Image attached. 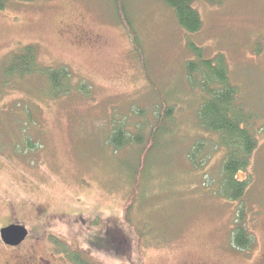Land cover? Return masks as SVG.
I'll return each mask as SVG.
<instances>
[{
	"label": "rangeland",
	"instance_id": "1",
	"mask_svg": "<svg viewBox=\"0 0 264 264\" xmlns=\"http://www.w3.org/2000/svg\"><path fill=\"white\" fill-rule=\"evenodd\" d=\"M114 2L11 1L0 11V231H29L19 248L0 235V264H74V253L86 264H264V0H194L197 34L159 0H124L143 57ZM190 44L224 57L254 116L258 149L238 176L250 181L239 203L210 191L225 150L207 147L198 168L188 158L198 140L217 141L198 124L204 94L187 81ZM27 46L43 67L70 69L90 96L51 99L39 76L7 81L4 63ZM166 108L171 119L143 158ZM120 123L143 145L116 151ZM240 207L256 240L249 253L230 243Z\"/></svg>",
	"mask_w": 264,
	"mask_h": 264
},
{
	"label": "trees",
	"instance_id": "2",
	"mask_svg": "<svg viewBox=\"0 0 264 264\" xmlns=\"http://www.w3.org/2000/svg\"><path fill=\"white\" fill-rule=\"evenodd\" d=\"M15 2H34L36 0H0V11L6 4ZM114 5L123 22L135 52L143 57L142 47L139 37L134 29L129 17L128 9L124 0H114ZM175 11L179 26L187 33L197 34L203 27L202 19L193 6L194 0H159ZM212 3L220 4L224 0H208ZM189 48L197 56L196 61H190L186 67L187 81L193 88H198L204 95L202 103L197 110V120L200 128L207 134L217 137L216 144L212 140H198L191 148L188 158L190 162L198 168L204 166L201 156L207 157L205 150H225L221 162L220 173L213 179L217 186L216 191L212 188L213 194L217 197L232 203L242 202L245 198L249 186V180H240V173H245L250 167L253 154L258 149V139L250 131L255 123L254 116L245 111L244 102L240 98L239 87L231 83L228 66L222 55L215 58L205 59L203 51L194 46ZM3 75L7 81L16 78L39 76L47 82V97L59 99L78 91L90 96V87L85 83L74 85L71 70L62 67L59 69L46 68L38 60V52L34 46H27L19 54L10 56L3 65ZM172 110L166 108L164 114H160L159 127L152 132L149 145L143 149V158L156 142V136L161 125L170 120ZM29 140V139H28ZM27 139L22 146L27 151H33L34 145ZM111 146L116 151L129 145H143L140 136H128L122 123L115 126L110 140ZM152 145L150 149L148 147ZM206 162L208 160H205ZM231 246L234 250L249 253L256 246V240L249 231L248 223L244 215L243 207L238 209V214L230 238ZM74 264H86L81 261L78 254L70 256Z\"/></svg>",
	"mask_w": 264,
	"mask_h": 264
},
{
	"label": "water",
	"instance_id": "3",
	"mask_svg": "<svg viewBox=\"0 0 264 264\" xmlns=\"http://www.w3.org/2000/svg\"><path fill=\"white\" fill-rule=\"evenodd\" d=\"M2 242L9 247H19L29 236V231L26 227L13 224L0 231Z\"/></svg>",
	"mask_w": 264,
	"mask_h": 264
},
{
	"label": "flooded vegetation",
	"instance_id": "4",
	"mask_svg": "<svg viewBox=\"0 0 264 264\" xmlns=\"http://www.w3.org/2000/svg\"><path fill=\"white\" fill-rule=\"evenodd\" d=\"M13 224H14V223H13ZM13 224H10V225H13ZM10 225H9V226H10ZM6 227H8V226H6ZM6 227H4V228H6ZM25 242H26V241H25ZM23 244H24V243H23ZM23 244H21L20 246H22ZM20 246H19V247H20ZM19 247H17V248H19Z\"/></svg>",
	"mask_w": 264,
	"mask_h": 264
}]
</instances>
